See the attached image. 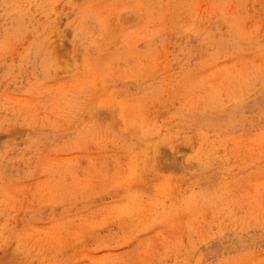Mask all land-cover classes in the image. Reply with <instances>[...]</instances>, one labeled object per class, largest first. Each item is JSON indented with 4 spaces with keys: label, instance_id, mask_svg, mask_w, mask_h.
<instances>
[{
    "label": "rangeland",
    "instance_id": "1",
    "mask_svg": "<svg viewBox=\"0 0 264 264\" xmlns=\"http://www.w3.org/2000/svg\"><path fill=\"white\" fill-rule=\"evenodd\" d=\"M0 264H264V0H0Z\"/></svg>",
    "mask_w": 264,
    "mask_h": 264
}]
</instances>
